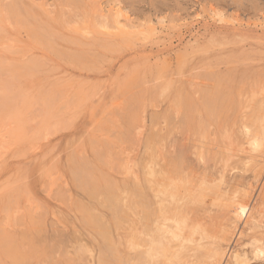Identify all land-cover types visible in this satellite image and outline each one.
<instances>
[{"label":"rangeland","instance_id":"obj_1","mask_svg":"<svg viewBox=\"0 0 264 264\" xmlns=\"http://www.w3.org/2000/svg\"><path fill=\"white\" fill-rule=\"evenodd\" d=\"M5 1L0 0V264L59 262L64 240L74 242L66 247L73 256L82 239L96 254L89 233L104 235V227L99 218L90 220L98 223L91 227L83 214L98 199L80 186L75 170L87 165L95 169L93 177L128 184L133 173L144 178L149 149L159 154V139L153 145L151 140L169 137L167 144L162 137L161 153L164 144L175 150L184 134L182 86L189 84L195 57L229 59L244 72H264V0H23L32 4L28 15L21 11L23 21L10 16ZM117 19L124 29L114 27ZM238 159L228 161L227 195L248 203L262 227L247 230L243 219L240 237L224 244L227 251L244 250L250 264H263L250 240L264 244V165L254 171L253 163L241 166ZM107 209L100 205L97 213L111 218ZM227 217L215 221L214 233Z\"/></svg>","mask_w":264,"mask_h":264},{"label":"bare ground","instance_id":"obj_2","mask_svg":"<svg viewBox=\"0 0 264 264\" xmlns=\"http://www.w3.org/2000/svg\"><path fill=\"white\" fill-rule=\"evenodd\" d=\"M71 1L77 3V0ZM27 3L23 0H6L3 6L9 10L12 18H14L13 15L18 19L23 17L21 19L23 21L25 15L22 13L25 12L26 15L30 13L26 12L30 8L28 5L30 3ZM30 11L31 14H37V12L32 13L35 10ZM119 13L120 8L116 10V15L120 16ZM39 16L42 19V15ZM34 17L31 16L30 20ZM117 23L118 25L114 27L119 29H124L126 26L122 25L119 19ZM35 35L37 36V32ZM204 59L195 57L194 72L191 74L189 84L186 83L187 79L183 82L187 85L182 86L184 94L179 100V106L182 109V116L179 115V118L182 120H179L181 125H178L183 128L180 129V134L181 131L184 134L176 141L178 144L174 143L175 150L169 149L172 145H167L169 150H166L165 144L169 142L166 138L169 137L162 136L166 140L162 145L164 147H162L164 149L162 153L159 146L160 141L163 144L162 137L158 136L159 138L149 142L153 145V142H158L157 139H159V148L156 149L160 151L159 154H155L157 150H152L153 148L149 145L152 149H149L151 154L149 151L148 159L145 157L147 162L144 163L143 179L133 173V181L128 184L119 183L108 178L109 176L105 177L106 175L97 177L94 173L93 177L95 169L92 171L90 166L87 169V165L84 168L78 166L79 168L75 170V178L81 183L77 184L80 186L84 184L86 191L91 195L94 194V197L98 199L94 204L98 202L101 206L111 209V218L106 219L99 215L100 212L97 213V208L100 206L98 203H96L97 207H95L96 204L94 207V204L91 206L89 203L90 207H87V203L86 207L83 204L85 212L82 209L84 207L81 208L85 213L83 218L85 217L86 223L93 218L100 219L96 221L102 223L104 227V231L103 228L100 231L104 233V235L101 234L107 241V246L101 243L99 238L101 234L90 232V235L93 234L94 241H91L96 243L97 253L93 254V249L88 247L87 242L85 243L82 239L78 240L80 244L83 242L82 245L77 244L80 245L77 247L72 244L75 246L73 247L75 256H73L74 253L72 252L71 255V250H66V247H69L68 243L74 242L64 240L65 251L61 252V256L62 253L64 254L59 262L56 260L53 264H204L205 262H208L207 264H250L253 261H250L251 258L243 249H241L243 253L238 249L227 251V243L224 244L225 241L233 240L234 236L240 237L238 235H241L243 230H237V228L243 219L244 225H249L247 230L262 227L261 221L254 216L248 203H237L233 200L235 197L232 199L227 195L229 194L227 182L229 183L228 180H230L227 177V168L228 161L232 157L236 159L238 157V163L241 166L244 162L253 163L254 171L260 165H264V122H262L264 121V72L263 70L262 72L258 70L244 72L243 67H234L235 61L229 59L214 58L223 60L220 62L213 59L204 61ZM24 66L28 67V65ZM244 159L248 160L244 161ZM83 169L86 170L85 174ZM83 176L86 179H82ZM242 189H244L243 186ZM216 213L222 214L216 215ZM225 214L229 218L227 217L226 222L220 223V227H223L222 231H220L221 228L218 229V232L223 234L214 233L215 221L220 217L225 220ZM92 221L89 224L94 228L95 224L93 225ZM125 222L127 223L126 231L121 233ZM112 226H115L117 233L113 234ZM119 229H121L120 232H118ZM58 236L59 233L56 237ZM69 237L72 239L73 236ZM57 239L59 242L60 238ZM259 242V238L250 240L251 244L256 245L253 253L258 260L261 259L259 257L264 259V244L258 245ZM53 244L54 248H60V245H55L54 242ZM58 248L55 252L62 250ZM86 251L91 253L88 258L86 254L84 255ZM254 255H252L253 258Z\"/></svg>","mask_w":264,"mask_h":264}]
</instances>
